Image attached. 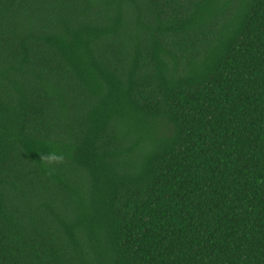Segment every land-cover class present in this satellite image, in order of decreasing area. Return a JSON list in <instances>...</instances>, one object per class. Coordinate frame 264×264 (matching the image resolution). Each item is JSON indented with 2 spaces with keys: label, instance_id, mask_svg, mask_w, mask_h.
<instances>
[{
  "label": "trees",
  "instance_id": "16d2710c",
  "mask_svg": "<svg viewBox=\"0 0 264 264\" xmlns=\"http://www.w3.org/2000/svg\"><path fill=\"white\" fill-rule=\"evenodd\" d=\"M0 264H264V0H0Z\"/></svg>",
  "mask_w": 264,
  "mask_h": 264
},
{
  "label": "clouds",
  "instance_id": "9594fccd",
  "mask_svg": "<svg viewBox=\"0 0 264 264\" xmlns=\"http://www.w3.org/2000/svg\"><path fill=\"white\" fill-rule=\"evenodd\" d=\"M52 158H53V159H56L57 157L53 156Z\"/></svg>",
  "mask_w": 264,
  "mask_h": 264
}]
</instances>
